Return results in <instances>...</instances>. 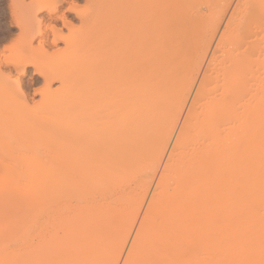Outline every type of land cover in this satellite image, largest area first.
Returning <instances> with one entry per match:
<instances>
[{
    "label": "bare ground",
    "instance_id": "6f19581e",
    "mask_svg": "<svg viewBox=\"0 0 264 264\" xmlns=\"http://www.w3.org/2000/svg\"><path fill=\"white\" fill-rule=\"evenodd\" d=\"M65 1L66 0H52V8L47 10V14H49L48 18H50V21L53 20L52 22H55V18L58 17L56 20L60 19L63 26L69 28L73 22L68 19L66 13L56 16ZM81 1L86 2V9L82 11L78 9ZM124 2L125 0H71L68 11L74 13L85 27H92L90 29L94 30L93 32L96 33L94 35H97L98 43L97 41L95 43L92 42V45L89 44L90 46L88 49L101 43V39L107 36L108 38L111 37H109V30L106 29L108 24H105L103 18L110 12L111 15L114 14L113 21L111 22V25H113L112 30H114L111 33L112 38L118 41L121 40V33L125 28L120 31L119 28L121 27L118 26H122L121 23H123V14L120 12V9L123 7ZM161 2L165 4L166 0H161ZM37 5H35V9L33 8V17L28 24H17V27L27 32V34L25 33L26 36L24 35V40L20 38L23 40V45L20 47L21 50L18 48V52L20 50L19 55L22 51L21 57L18 56L19 59H17L12 55L14 60H7L6 58L7 67L12 66V68H14L13 70L19 73L20 76L27 74L29 67H34L36 73L39 75L38 83L41 81L45 86L41 91L43 95L45 94L48 97L56 95L54 94L55 91L52 90V84L55 81H61L63 87L62 91L65 93V96L79 90L83 94H86L87 101H84L85 104L82 106L77 104L79 107H76V104L73 106V104H68L67 101L64 102V104L67 103V105L65 104V110L69 121L67 126L63 128L64 133L62 132L63 136L61 137L58 147H56L57 149L51 151V155L49 154V161H51L49 165H51L52 175H55V178L49 180L53 181L48 183L52 186V196L48 202L49 210L51 209L52 214L50 213V215H48L47 222L51 227L49 229L52 231V236L47 232L49 235L47 234L48 237H43V242H41V240L39 242L38 239L40 238H37L38 243L36 245L34 244L35 257L37 260L39 259V262L41 261V257L44 258L42 261H45V258H47L49 259V264H89L94 261H91V259L97 252V254H99L100 251L103 255L105 254L102 250L105 252L106 248L104 249L103 247L105 246L102 244H104L103 242L105 241L103 239L107 237L105 231L108 229L107 225L109 224L111 215L115 216V218L121 216L115 213L116 210H114V212L107 211L106 213V210L104 211L101 209L102 207L105 209L108 208L110 204H104L107 203V200L116 199V189L124 186L118 185L119 187L116 186L117 188L115 189V186H113L115 183L111 185V181L114 179H110V175L107 176L108 172L115 170L119 166L118 163L124 158L127 162H130V167L128 165L127 167H132L133 174H135V176H140L142 179V183L140 182L142 184L141 191L149 188L160 163V154L162 153L163 155L166 148L163 144L166 142L168 143L181 114L180 108L185 101V93H174V91H172L173 95L180 94V96L176 95L175 105L173 109L170 108L173 111L170 113V110H168L169 116L166 115L167 111L165 108L159 111L151 107L152 96H155L161 89L164 90V88L172 87L171 85L174 82L171 81L175 80L173 78L176 77V72H171L172 68H170L171 70L167 69L165 60H163L164 54H160L156 58V68L152 66L145 67L147 68L144 74L146 76L144 80L145 86L142 90L144 95L140 93L136 95L133 91V86L127 90L130 94L129 98L130 100L133 98V105L135 106V108H133L134 115L130 116L131 118L125 126V128H129L131 136L128 139L129 142H132L133 140H137L142 134L143 140H140V142L133 141L131 144L129 143V146H125V150L119 149V151H123L124 154H122V152L119 154H116L117 152L112 153L108 148H106V150L97 148L100 147L97 146L99 141L105 138L106 134L103 125V116L105 115H103L104 108L102 107L104 103L102 102V105L99 102L100 108L94 107V101L97 102V100L102 97L99 93L96 94L97 86L100 85L104 79L112 76L113 71L124 78L131 77L130 79L133 81V72H141L140 68H143L144 65L136 61L133 62L132 51L129 57L126 53L122 55L120 52L121 55L116 57L113 60L114 62H107V64L104 65L95 64L93 60H90L89 63L79 64V66L76 67H73L74 65L71 66L70 61L73 56H77L79 53L84 39L80 41L82 38H78L79 42H72L66 39L62 34L61 28L59 29L54 24H46V28L44 29V20L39 19V13L45 10V6L42 4H39V6ZM244 8H247L245 26H248L251 21H254L256 13L254 12L255 3L247 0ZM131 10L129 13L132 12ZM260 11H262L261 6ZM54 15L56 16L55 18H53ZM110 18L112 19V16ZM125 25L126 24H124V27H126ZM136 32L137 30H135L134 35ZM113 33L115 35H113ZM225 33L227 40H230L229 42L231 43H234V40H239L244 35V31L236 26L231 27L228 32ZM123 34L125 33L123 32ZM11 36L12 30L8 32V37ZM161 37L158 35L155 37L154 42H148L149 47L152 48L156 45L161 47L162 44L166 42L165 38ZM94 38L96 39V37ZM35 41L38 42L39 45L37 44L35 46ZM62 41L66 42L67 46L71 48V51L62 58L58 66H53L50 69H48L49 67L43 69L31 63L32 61L29 58H40L41 60H45L53 57L55 53L51 51L52 48L58 47L59 43ZM259 43L261 47H264V40H260ZM104 45H106V43ZM119 45L121 46L120 43L118 46ZM144 46L146 45L144 44ZM6 48L9 50L8 47ZM223 49L228 52L227 47H223ZM12 50L13 49L9 51ZM91 50L93 51L95 49ZM149 50L151 52L150 48ZM261 50L262 56L259 57V61L263 65L262 69H264V50ZM14 51L16 52L17 49ZM88 51H90V49ZM176 51H179L177 47ZM229 52L231 51L229 50ZM254 52L246 56L248 61L244 64L241 62L244 56L240 58V55L236 53L234 58L224 61L222 67L216 73L206 77V90H202L198 94L195 102L197 108L190 112L191 114H189L190 116L179 134L175 143L174 153L170 156L169 163L163 172L154 198L150 203L149 214L148 216L146 215L147 218L143 222V226L141 227L142 230L137 236L134 249L136 252L135 259L138 264H175L174 260L176 258L173 257L174 254H179L181 259L180 262H182L180 264H215L216 262L219 264H242L243 260H245V264H264V245H257L260 244V240H264V77H260L258 81L253 80L254 78H250V67L254 68L255 63L253 58ZM186 63L183 64V68H187L190 64L189 62ZM1 64L0 69L3 68ZM177 66L179 67V65ZM246 66L249 68H246ZM88 71H91L87 74H90L92 77L93 73H95L94 79L90 80L85 85L78 84V86H73L69 84V81L73 77L82 75ZM9 78L7 77V79ZM186 81L187 80H185V82ZM16 86L20 92H22L24 104L27 106L25 87L20 77L16 80ZM163 90L160 93H163ZM165 94L163 93V95ZM94 98L96 100H94ZM77 117H80L81 120L83 119L82 124L78 121L81 125L75 122ZM142 117H147V119H149L151 122L150 129L146 132L141 131V134H139V136L137 135L138 137L134 139L135 137L132 138L133 127L135 125L141 127L140 120H142ZM60 122L61 120L56 121V119L55 121H50L48 123V129L51 131L54 128L57 129L59 124L61 126ZM77 126H80L82 130L79 131V127ZM158 134L163 138L158 141L157 153L155 156L152 155L153 158L149 155L145 156L147 152L151 151L152 147H154L156 143L154 142V137H158ZM43 135H46V133ZM130 138H132V140ZM119 139L122 140V138ZM104 140L106 143L104 145L107 146L109 144V139L105 138ZM122 141H120L121 143L117 142L121 148H123L126 143L123 144ZM145 157H151L148 158L151 160L144 167L140 163L142 162L140 160L145 159ZM138 160L139 163H137ZM54 161L55 165L53 163ZM122 164L123 163H121V165ZM129 173H131V171ZM114 176H118V174ZM101 179L102 181L99 182ZM127 181L131 182L129 180ZM48 184L47 186H49ZM43 186L45 185L43 184ZM46 187L43 188V190L47 189ZM50 188L48 190H50ZM41 190L42 189H40V191ZM122 195H124V193ZM126 195L119 198L120 201H124L122 203L128 200L129 197ZM44 196H46V194ZM139 197H136L134 203L137 201L139 203ZM117 199L114 200L116 203ZM185 199L189 201L188 205L192 207V209L194 208V211L188 214H186L185 211L183 212L182 209L177 212L174 211V207H184L183 205H185V203L183 205L181 204ZM45 200L47 202V199ZM40 202L43 201L40 200ZM54 206H57L56 209L53 208ZM41 207H43V205ZM39 210L41 211V209ZM133 212L127 214L124 220V227H128L133 222L134 218H136V214H133ZM120 220H116V222L119 224ZM83 222L84 224L82 225ZM81 225L89 228L98 226L101 229L98 231L103 232H100L97 236L95 235V237L93 236L92 238H96L95 240L91 238V231L84 234L85 237L87 236V239L90 236L89 238L93 240H88L89 242L86 245L82 244L86 247H81L82 242L80 243L78 239H73L71 243L64 242L63 239L65 236L61 235V237H63L61 238L58 233V229L60 231L62 230L61 232L64 231V233H67L70 226L73 228V226L77 227ZM47 226H44V228ZM124 227L122 226V228ZM215 227L222 229L221 233L212 232ZM254 227H259L260 230L255 229L256 231H254ZM127 229H125V231ZM206 232L209 234L207 233L208 235H204ZM217 232L220 231L218 230ZM72 233L75 232L72 231ZM93 234L95 233L93 232ZM123 235L121 238L125 237ZM198 237L200 238V240H197L199 242L193 244L192 242L195 238L198 239ZM188 244H190V246L192 245L191 248L195 250V252H193V259L188 258L186 255L185 251L189 249H186ZM57 247L62 249L60 253H64L62 254L63 257L56 254L58 252H56ZM215 252L221 253V257L219 254L215 256L217 255ZM247 252H249V254L251 253V255L249 258L246 257L247 259H244L243 256H246ZM207 254H211V256L215 255L206 257ZM119 258L120 256L117 254V256L115 255L105 260L103 264H114ZM133 258L127 260L126 264H136L135 261L133 262ZM46 264H48L47 261Z\"/></svg>",
    "mask_w": 264,
    "mask_h": 264
},
{
    "label": "rangeland",
    "instance_id": "374dc122",
    "mask_svg": "<svg viewBox=\"0 0 264 264\" xmlns=\"http://www.w3.org/2000/svg\"><path fill=\"white\" fill-rule=\"evenodd\" d=\"M51 1L52 0H0V64L2 63L1 65L3 67L0 69V264H46V261L49 264V259L47 258H45V261H42L44 258L41 257V261L39 262V259H36L34 252L35 245L38 243V241L40 242L41 240V242H43V237H48V235L52 232L50 231L49 228L51 227L47 222V217L51 213L48 202L52 196V186H50L48 183L53 181L49 180L55 178V175H52V169L50 168L51 165H49L51 162L49 161V154L51 155V151L57 149L56 147H58V144L60 143L61 137L64 133L63 128L67 126L69 121L66 115L65 104H73V106L78 104L79 106H82L87 101L86 94H83L79 90H76L74 93L72 92L65 96V93L62 91L63 87L61 81H55L52 84V90L55 91L54 94L56 95H51L50 97L46 96L45 94L43 95L41 91L45 86L41 81L38 83L39 75L36 73L34 67H29L28 73L23 76H20L19 73L13 70L14 68H12V66L7 67L6 61L8 59L14 60L12 55L17 59H19L18 56L21 57L22 51L19 55L21 50L20 47L23 45V40L26 36L25 33L27 34V32L22 31L21 28L19 29L17 24H28L31 21L30 19L33 17V11L35 9V5L37 4V6H39V4L45 6V10L39 13V19L44 20V29L46 28V24H54L59 29L61 28L63 36L68 40L72 42H79L78 38H82L80 41H83L84 39L85 43L83 42V45L79 49L80 54L78 53L77 56H73L70 61L71 66L74 65L73 67H76L79 66V64L81 65L83 63H89L90 60H93L95 64L104 65L107 64V62H114L113 60L116 57L120 56L121 54L123 55L124 53H126L129 57V54L132 53V51L133 62L136 61L144 65L143 68H140L141 72H133V81L130 79L131 77L124 78L113 71V73L111 72L113 74L112 76L104 79L101 84L97 86L96 94L99 93L102 95V97H100L97 102L94 101L95 103H93L95 108H100L99 102L102 105L104 103L103 107L101 105V107L104 108L103 115H105L103 116V125L106 130L105 138L109 139V144L107 146L104 145L106 144L104 142L105 138L100 140L97 145L100 147L97 148H103L104 150L108 148V150H110V152L112 151V153L117 152L116 154H119L122 152V154H124L123 151H119V149L125 150V146H129V143L131 144L133 141L140 142V140H143L141 131L146 132L149 130L151 124L147 117H142V120H140L141 127H138L137 125L133 127L132 138L135 137L134 139H136L139 134H141L139 138H137V140H133L132 142H129L128 139L131 136L129 133V128H125V126L130 120V116L134 115L133 108H135V106L133 105V98L130 100V94L127 92V90L133 86V91L136 95H138V93L144 95L142 90L145 86L144 80L146 76L144 74L147 70L145 67L152 66L156 68V58L160 54H164L163 60H165L167 69L172 68L171 72H176V77L173 78L175 80L171 81L174 82L171 85L172 87L164 88V90L161 89L157 94H155V96H152L151 107L156 108L159 111H162V109L165 108L167 111L166 115L169 116L170 114L168 110H170V113L173 111L170 108L173 109V106L175 105V97L177 98L178 95L180 96V94L173 95L172 91H174V93H185V101L180 108L181 114L177 120L174 131L171 134L172 136H170L169 141L167 140L168 143L166 142L167 144H163L166 146V148L163 152V155L162 153L160 154V163L149 185V188L147 190L141 191L142 179L140 176H135V174H133L132 167L129 168L130 162H127L124 158L118 163L119 166L117 165L118 167L113 170L115 172L109 171L107 174V176L110 175V179H114L111 181V185L115 183L113 185L115 186V189L119 187L118 185L124 186L116 189L117 196L115 198H118L117 203L114 201L116 199L107 200V203L103 204H110L109 207L106 209L102 207L101 209L104 211L106 210V213L107 211L114 212V210H116L117 212L115 211V213H118L121 216L115 218V216L111 215V217L114 219L111 217L109 219V224L107 225L108 229L105 231L107 237L103 239L105 240L103 242L105 245L102 244L105 246L102 247L104 249L106 248L105 252L102 250V252L105 254L103 255L101 251L99 254H97V252L91 261L94 260V263L92 262L93 264H103L108 258L114 257L115 255L117 256V254H119L120 258L114 264H126L127 260L133 257V262H136V252L134 245L137 236L141 232L143 222L149 214L150 203L154 198L163 172L169 163L170 156H172L174 153L175 143L179 137V134L186 123V120L189 118V114H191L190 112L197 108L195 102L198 94L202 90H206V77L216 73L222 67V63L226 60L234 58L236 53L240 55V58L244 56L241 60L242 64H244L248 61L246 56L253 53L254 51L253 58L255 63L254 68L250 67V78H254L253 80L258 81L260 77H264V69H262L263 65L259 61V57L262 56L261 49L264 50V47H261L259 43L260 40H264V0H250L251 2L255 3L254 12L256 13L254 21H251L248 26H245L247 8H244L247 0H166L165 4L164 2H161V0H125L123 7L120 9V12L123 14V23H121L122 26H118L121 27L119 28L120 31H122L121 29L125 28L123 29L125 34H123V32L121 33V40L118 41L112 38L111 33L114 30H112L113 25H111V22L113 21L114 14L111 15L110 12L103 18L105 24H108L106 29L109 30V37H111L108 38L107 36L106 38L101 39V43L97 44V46H94L95 48H89L90 51H88V47L92 45V42L95 43L98 40L97 35H94L96 33L93 32L94 30L90 29L92 27H85L81 20H79V18L76 17L74 13L68 11L71 0H66L61 6L60 11L57 12V15L55 14L56 16H60L66 13L68 19L73 22L69 28L64 27L60 19L56 20L58 17L55 15L53 16V18L56 17L54 20L55 22H52L53 20H49L50 18H48L49 14H47V10L52 8ZM85 3L86 2L84 1L79 3L78 9L80 11L86 9ZM260 6L262 7V11H260ZM130 10L132 11L131 13H129ZM109 16H112V19ZM124 24H126V27H124ZM235 26L240 27L242 31H244V35L239 40H234V43H231L229 42L230 40H227L225 32H228L231 27ZM10 30H12V36L8 37V32ZM135 30L138 32V34L136 32L137 35H134ZM113 35L115 34L113 33ZM158 35H160V37H164L166 42L162 44L161 47L159 46L160 48L157 45L154 46L156 48L149 47L148 42H154L155 37ZM94 37H96V39ZM20 38H23V40ZM105 43L106 45H104ZM119 43L121 46H118ZM37 44L38 42L35 41L34 45L36 46ZM144 44L146 46H144ZM6 47H8L9 50H13L9 51ZM148 47L151 49V52ZM176 47L179 51H176ZM223 47H227L228 52L224 51ZM18 48L20 49L19 52ZM15 49H17L16 52L14 51ZM91 49L95 50L92 51ZM55 50L59 51L57 52ZM229 50L231 52H229ZM51 51H54L55 53L51 58L45 60H41L40 58L29 59H31V63L36 64L40 68L46 69L49 67L48 69H50L53 66H58L62 58L70 53L71 48L67 46L65 41H62L59 43L58 47H53ZM186 62H189L190 64L187 68H183V64ZM177 65H179V67ZM175 66L177 67L173 69ZM9 68L10 70L12 69V72L9 70ZM246 68L249 67L246 66ZM89 72L91 71L73 77L74 79L72 78L69 81V84H72L73 86H78V84L85 85L90 80L94 79L95 73H93L92 77L90 74H87ZM7 77H10V80L7 79ZM19 77L22 79L23 86L25 87L24 89L26 93L25 95L27 97V106L24 104L23 94H21L22 92H20L16 86V80L19 79ZM185 80L188 82H185ZM255 85L257 84L255 83ZM162 90L164 94L166 93V96L163 95V93H160ZM95 98L94 100H96ZM66 101L67 103L64 104ZM169 101L172 102L170 103ZM78 105L76 107H79ZM79 118L80 117H77L75 122L78 123L79 121L82 124L83 119L81 120V118ZM55 119L56 121L61 120V126L59 124L57 129L54 128L52 130V134V131L48 129V123L50 121H55ZM80 123H78V125H81ZM77 127H79V131L82 130L80 129V126ZM42 130L46 133V135H43L45 133H43ZM157 136L158 137H154L156 147L159 145L158 141L162 140L163 138L160 137V134ZM119 138H122L123 141ZM132 138L130 139L132 140ZM120 141H122L123 144L125 142L127 144L125 143L126 145L124 144V147L121 148V146L117 143H121ZM155 145L152 147L151 151L147 152V155L145 156L149 155L152 158L155 156L158 151V147L156 148ZM151 157H145V159H141L140 161L142 162L140 163L145 167V165L151 160L148 158ZM53 163L55 165V161ZM121 163L123 164L121 165ZM137 163H139V160ZM127 165L129 167H127ZM53 167L54 166L52 164V168ZM130 171L132 174L129 173ZM117 174L118 176H114ZM127 180L131 182H128ZM101 181L102 179L99 182ZM43 184L45 186H43ZM47 184L51 188L47 186ZM128 184L132 185L130 186ZM45 187L47 189H44V191L43 188ZM49 188L50 190H48ZM40 189L43 191L41 190V192ZM123 193L124 195L127 194L126 196L129 197L125 203H122L124 201L119 200L120 197L124 196L122 195ZM43 194H46V196ZM136 197H139V203L137 201L135 202V205L134 200L136 201ZM44 198L47 199V202ZM40 200L43 202H40ZM183 201L184 202L181 205L185 203V205H183L184 207H174V211L177 212L182 209V211H185L186 214L193 212L194 208L192 209V207H189V201L186 199ZM137 203L139 204V207ZM42 205L43 207H41ZM56 207L54 206L53 208L56 209ZM39 209H41V211ZM129 212L136 214V218H134L133 222L130 224L131 226L129 225L128 227H124V220ZM116 220H120V223L118 224ZM83 224L84 222L82 225ZM82 225L77 226L78 228L76 226L71 228L70 226L69 231H67L68 234L64 233V231L61 232L62 230L60 231L59 229L58 233L60 237L61 235L65 236L63 239L64 242L66 241L67 243H71L73 242V239H78L80 243L82 242L81 245H86L92 239H96L92 238L93 236L95 237V235L97 236V234L103 232L98 231L101 230L98 226H95L96 228H89L83 227ZM44 226H47L48 228H44ZM122 226L124 228H122ZM125 229L127 230L125 231ZM217 229L220 232H217ZM255 229L260 230L259 227H254L253 230L256 231ZM72 231L75 233H72ZM88 231H91L90 235L92 239L89 238L90 236L88 239L87 236L85 237L84 234L88 233ZM214 231L216 233H221L222 229L215 227L212 232ZM93 232L95 234H93ZM207 233L208 232H206L204 235L209 234ZM122 235L125 237L121 238ZM37 238L40 239L37 241ZM197 240H200V238H195L192 243L196 244L199 242ZM259 243L260 244L257 245H264V240H260ZM190 244L187 245L186 249H189L185 252L188 258L193 259V252H195V250L191 248L193 244L191 246ZM81 247L86 246L82 245ZM58 248L59 247L56 248V252L58 251L56 254L63 257L62 254L64 253H60L62 249ZM215 253L217 254H214L215 256H218V254L219 256L221 255L219 252ZM248 254L249 252H247L246 256H243L244 259L250 257L251 253L249 255ZM207 256L212 257L211 254H207L206 257ZM173 257L176 258L174 260L175 264L182 263L180 262L181 259L179 254H174ZM244 262L245 260H243L242 264H245ZM136 264L138 263L136 262ZM215 264L219 263L216 262Z\"/></svg>",
    "mask_w": 264,
    "mask_h": 264
}]
</instances>
